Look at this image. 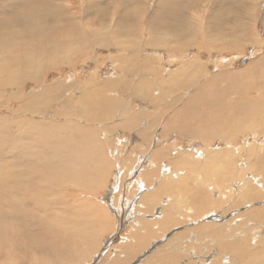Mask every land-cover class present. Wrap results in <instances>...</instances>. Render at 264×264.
<instances>
[{
  "label": "bare ground",
  "instance_id": "1",
  "mask_svg": "<svg viewBox=\"0 0 264 264\" xmlns=\"http://www.w3.org/2000/svg\"><path fill=\"white\" fill-rule=\"evenodd\" d=\"M26 1L27 0H0V12L6 7H13L17 4H27L24 3ZM54 1L56 9L51 7L41 8L39 6L40 3L36 6L39 8H33V5L38 2H30L31 4H29L27 8L28 10L24 9V7L17 11L18 14L16 18L8 20L4 19V17L3 19L5 21L0 20V29H2L0 32V109L2 110L3 108L6 113L4 114L5 116H0V264H9V258H15L14 264H44L42 262L34 261L32 258L29 259L28 257L30 253H40V256L43 259H46L44 260L45 262H48L55 256L59 258L58 264H74L76 263V260L73 259V257L85 258L90 254V251L94 249L97 240L95 233H101L104 229L101 220L102 216L100 215L101 210L98 208L94 210L93 207H89L85 212L83 209L85 206L88 207V203L80 201L84 207H78V209H74L75 211L72 213L70 211L77 207L78 204L72 209H68L70 206H68V197L65 192L68 190L67 186L77 188V193H74L79 195L80 193L86 194L88 190L95 189V187L99 188V185L106 181L107 176L110 173V171L105 173L106 170L104 171V166H114L113 160H111L113 163L111 162L109 164H106L103 161L104 159L101 155L103 153L100 149L101 145L100 147L98 146V137L96 139L94 138L95 131L98 128L107 135L106 142L109 144L112 143L111 136L115 134V131H119L118 133H120L121 136H125L126 139L133 138L135 142L142 144V142H148L151 138L153 139L149 132L152 128V123L146 122L147 116L153 113L155 114V117L159 119L166 115L165 124L157 134L159 142L154 149L149 151L151 152V160L168 159L170 157L169 147L164 145L168 139L165 137V134L168 132L175 133L181 138L188 137L198 140L201 138L205 139L206 136H208V133L214 135L213 137L215 138L218 136L222 140L227 137L231 138L232 135L234 138L236 134L246 133L250 130L252 133H264V72L253 78L247 75L246 70L241 73H236L237 71L228 72L229 65L226 63V59L219 58L216 61V65L212 63L214 66L208 62L209 58L211 59V54L214 56V54L218 53L238 51L239 49L236 48L238 42L243 41L248 43L250 47L254 46L252 57L255 52L258 51V48L262 47L264 41L261 40L259 43V39H257V35L254 34V29L252 27L254 24L249 22L252 15L250 11L253 7L252 0H238L242 10L237 13L231 10L226 17L224 15L223 17H216L215 14L217 9L224 8L223 0H216L215 5L211 7L206 5L207 0H202L200 4H195L197 3V0L192 2V6L197 7L204 13V26L199 31V37H201V39H199V42L197 43H194L193 39L198 30H196L191 24V19L194 17L195 13L190 7H188L189 10H185L189 14L188 18H185L182 14L183 12H180V14L168 20L160 18L156 21L153 16L156 13V10L153 12L147 11V13L142 12L141 10L129 13H134L137 21H145L146 26H143L145 30H148L149 35L146 40L140 43L149 46L142 48L143 50L145 49L144 54H137L138 56H134V53L128 54L130 56H127V54L122 53V49L120 55H126V60L124 61H120V59L117 60L116 58L114 59L113 56L107 53L105 57L112 58V70L114 71V75L112 76L114 77L113 80L108 78L107 80H100L98 82L97 79L94 83L93 80L95 78H93L82 82L77 88L79 90L83 88V93L80 94V91H78L75 100H72L70 95L66 94L73 85H71L65 92V87L67 86L65 84V76L60 77V79H51L45 84L43 82L44 74L54 71V68L56 67L60 68V73L62 72L65 74L71 73L74 67H76V73L77 69L80 68L82 71L85 68V71L89 73L88 65H91L90 63L93 65L94 63L92 51L104 50L106 48L111 49L110 44L112 41H117L116 43L120 44L118 42L120 40H113L111 34L114 33L118 36V30L128 22L126 19L128 16L125 15L127 14L126 9L123 10L124 6L120 3L116 5L117 2L115 0L113 3L114 6H112L113 10L107 8V10L100 13L102 14V17L99 20L93 19V21H88L87 10L89 3H84L82 7L84 13L82 16L78 17L76 10V15L74 13L75 8L72 7L73 5L70 0L69 2L68 0ZM155 2L158 3V0ZM132 5L136 6L135 8L139 7L137 0H134ZM118 6H120V8H118ZM155 6L158 8L162 5ZM237 9H240V7ZM57 12L58 14L56 15ZM199 14L201 13L199 12ZM53 15L56 16V18ZM108 18L111 19V21H109ZM180 19L186 21H184L183 26L178 30L175 26H177V21ZM88 22L92 23V26L97 27L95 29L88 27ZM169 24L173 27L166 28ZM14 26H16L17 29L13 28ZM18 26L20 29H18ZM132 29L133 26L128 27L127 32L124 33L125 36H129L132 33ZM172 31L175 33L173 34L174 36L170 34ZM88 32L90 33V37L94 39L93 41L90 38V43H88ZM216 32H219V38H216L217 36L215 37ZM175 36L182 39L185 38L186 45H190L189 48L195 46L197 49L196 53L200 51L204 54L205 58H207V61L198 58L201 61L200 62L195 60V58H189L184 60L179 67L177 65L176 68L171 69L166 66L167 63L169 64L174 60L171 55L165 56V59L164 55L150 54L151 49L159 51L161 54L166 50V47L160 45H166V42L168 41L176 44L173 42L177 41ZM171 48L175 49V51L179 50V47L176 46ZM208 53H210L209 56L206 55ZM260 53L261 52H259V54ZM263 60L264 59L262 58L261 60H257V65L262 66V68L264 67ZM158 61L161 62L163 66L158 67ZM162 61L166 64H163ZM60 65L63 66L59 67ZM257 65L251 66L250 68L256 69L258 68ZM137 68L140 69L142 76H139L140 73L138 74V70H135ZM128 69L130 73L127 76L125 73H128ZM131 70L135 71L133 72ZM98 72L99 71H97V74ZM91 73L92 71L89 74ZM161 78H164L165 80L160 82ZM70 79L73 80V78ZM130 81H133L135 86L128 92L127 90L129 89L127 88ZM73 83H75V81ZM189 88L191 91H189ZM106 90L113 92L116 91L114 93L117 95H125V101L118 98H113L112 100L110 98L111 95L106 96ZM51 91H56V94H52ZM252 92L255 94H251ZM92 93H95V95L91 96L90 94ZM184 94L185 96H183ZM119 96L120 95H118V97ZM226 96H230L231 98V100L228 99L230 101L229 104L224 101ZM126 100L128 101L126 102ZM56 101L60 104V111L62 113L55 110L53 111V114L55 116H62L64 119L63 122L49 124L35 121L32 118L41 114L46 108L45 105H47V103L52 104L54 102L56 103ZM142 101L149 105H144L145 107H142ZM133 103L138 106L131 107L130 104ZM198 104H200V107H195ZM80 106H85V109H88L89 107V111L93 115H88V111L81 109ZM174 106H177V108L175 109ZM78 107L80 108L79 110L88 117L83 118L84 121H86H81L82 123L86 124L89 120L92 122L97 121V117H99L101 122L105 123H101V127L92 126V122L87 123L91 126L90 132L88 126L85 127L80 125L81 122H75L72 120L71 116L68 115L69 113H67L68 109H78ZM101 108H103V110ZM202 108H208L210 110L214 108L215 110L212 111V116H203V113L200 112ZM227 109L229 110V114H227V117H224V111ZM130 110H132V112H130ZM135 110H138V112ZM151 110H153V112H151ZM101 111H104V115L100 114ZM127 111H129V113L124 115ZM16 113L19 115H26L27 117L24 116L25 118L22 120L23 122H11L10 120L13 119H8V115ZM119 115L126 118L120 122V120H117ZM230 124L235 125L236 128L234 127V129H231L232 126L229 128ZM209 127H211L212 130ZM83 128L87 129L83 130ZM155 130L156 129H152V134H155ZM72 137L80 138L77 142H73ZM207 138L206 140H208ZM29 139H34L35 142H32ZM63 144L67 145L66 149L55 151L57 147ZM147 145L150 147L149 142ZM136 146L138 147V145ZM207 148L208 150L205 148L200 150L193 148V152L191 150L188 151L191 152L192 156L194 153L198 155L199 153L201 154V152L204 153L205 150L207 151V156L204 158L205 163H203L204 167L199 169L190 168L191 170H196V172L201 173L200 171L203 170L200 169L204 168H207L208 170L221 169V167L224 168V164H222L223 162L220 163V161H218L216 165L210 164L214 162H209L207 164V160L214 159V155H217L218 159L220 158L219 154L214 152L212 148L210 154H208L210 147ZM33 149L36 150L34 151ZM171 151L173 152V150ZM113 152L116 155L115 159L122 163V168L126 171L130 170L128 173L133 174L134 171L132 170V166L134 165L136 158L129 157V152H126V148L123 145L120 149L113 150ZM107 153H109V150H107ZM33 154H37L39 157L42 155V159L35 158ZM139 154H141V152H139ZM253 155L254 153L245 158L246 163L244 162V165L247 166L246 168L250 171L253 169L260 170V173H263L264 175V158L256 153L255 158L259 157V159H256L255 165L252 162L253 166H255L253 168L251 165V161L254 159ZM172 157L174 158H170L171 163L168 162L170 163L169 166L174 168L172 169V173L175 172L174 170L177 167H180L177 163H180L179 165H181L184 170V168L190 164L189 162H191L184 158L186 157L184 154L174 155ZM34 158L36 160H34ZM29 159L37 161V172L40 179L43 175H48L43 181L39 180V183L36 185L31 181H28L24 172L26 162L31 161ZM124 159L127 160V164ZM227 159H229V156ZM226 160H224V162ZM150 162L147 164L144 163L143 169L138 171L142 174V177L137 180L139 186H142L140 184L144 185L149 182V179L152 177L151 167L154 162ZM195 164L197 165V163ZM227 164H225V166ZM44 166H47L49 169V172L46 174L45 172L44 174L41 173ZM35 170V168H30L29 172L33 173ZM184 171H182L181 175H185ZM218 171L219 170H217V172ZM186 172H188L187 174H191L190 170ZM196 172L193 173L196 174ZM205 172H207V170ZM181 175L179 174L177 178L172 179L167 173L160 174L159 188L144 192V187H140L137 192V200L141 199L142 202L146 203L147 201L151 202V200L158 199L157 196H159V194L164 193L166 194L165 199L169 198L167 199L168 201L164 200L163 202L164 205L168 207L169 212L173 211L176 213V211H178V201H176V198H183L182 200H184L185 196L187 199L185 200L184 206L188 209L198 208V206L200 208H205L204 206H206L212 198L211 193H208L205 186L201 184L204 196L198 194V187L197 185L194 186V182L197 180L196 176L194 182L193 180L191 181L190 177L189 180H186V185H182L184 183L181 182ZM145 177H148V179ZM238 178L237 180L239 181L240 179ZM182 179H184V177ZM201 179L204 180L203 177ZM142 180L146 182L144 183ZM199 180L197 182L198 184H200ZM96 183H98V186H95ZM192 183L194 184V187L190 186ZM259 183H256V185ZM262 183L261 186H263ZM242 185L245 186L246 182H243ZM227 186L225 188H228ZM260 188L262 189L263 187ZM214 193L216 194V192ZM220 195L219 192L215 197L217 201L218 198H220ZM244 195L247 196V194ZM221 196L224 198L226 197V194ZM246 200L245 202H247ZM26 210L32 212L34 214L32 217L35 219L42 218L43 221H46L40 232L34 237V239H38L39 236H41L43 240L46 238L47 242L45 241V245L42 244V246H39L38 240H34L33 238H30V240H28V238L25 239V236L28 234L32 236V234L36 233L27 229V220H24L25 217L28 216ZM213 210L214 209L209 210V212L214 213ZM88 211H94L95 213L98 212L97 215L100 216H98L97 219L92 220V217L90 216V218L88 216ZM104 218L106 219V217ZM14 219H17L19 226L14 225V221H12ZM195 220L196 219H192L193 223ZM243 226L244 225H242V227ZM214 227L217 229L213 230ZM199 228V238H207L208 235L216 233L215 239L220 236L219 241L221 238L223 239V232L227 229L226 227H222L223 231H221L216 224L211 225L205 223L200 225ZM262 229L263 235L259 234L260 236L257 238L260 243H263L264 247V227ZM21 231H23V233ZM242 232L243 233L238 236L236 233L235 239L228 241L223 244L221 248L217 249L215 251L216 255H213V259L219 258L222 254H225L226 250H229L228 248H233L230 249L232 254L235 253V258H232V262L234 261L236 264L239 262L245 264H264V248L261 249L259 247L252 249L249 246V239H245V230ZM137 233V231L134 232L132 237L139 238L140 235ZM133 246L134 244L132 242L130 247ZM165 249L166 248H164L163 251L160 249L156 252L152 257V260L157 257L161 263L165 262L167 264L168 259L169 264H188L189 261H184V263L181 260V254L170 255V252L166 253L164 251ZM165 257L168 258L165 259ZM80 258H78V260ZM161 259H164V261L162 262ZM200 264H203V262Z\"/></svg>",
  "mask_w": 264,
  "mask_h": 264
},
{
  "label": "rangeland",
  "instance_id": "2",
  "mask_svg": "<svg viewBox=\"0 0 264 264\" xmlns=\"http://www.w3.org/2000/svg\"><path fill=\"white\" fill-rule=\"evenodd\" d=\"M29 1L30 0H27L26 2H24V3H27V4L23 3L24 5L17 4L13 7H11V6L6 7L3 11L0 12V20L5 21L4 19L11 20V18H13V19L16 18L17 14H18L17 11H19V9L21 10L24 7H25L24 9H27L29 4H31L33 2L36 3V1L38 3L34 4L33 8H35L40 3L39 6L41 8H43V7L50 8L51 7L53 9H56L55 5H54L55 4L54 0H31L30 1L31 3ZM70 1L72 2V5H73L72 7L75 8L74 13L76 15V12H75V10H76L78 13L77 14L78 17L82 16V14L84 13V10H82L84 3L85 4L89 3L88 10H87L88 11V21L89 20L93 21V19L99 20L102 17V14H100V13L103 12L104 10H107V8L113 10L112 6H114L113 3L115 1L117 2L116 5H118V3H120L121 5L124 6L123 10L126 9V13H127L125 15L128 16V17H126L128 22H126V24L124 26L120 27V29L118 30L119 31L118 36L114 33L111 34L113 40H120V41H118L120 44L116 43L117 41H114V42L112 41V43L110 44L111 49L106 48L104 50L92 51L94 63H93V65H92V63H90L91 65H88V72L90 73L92 71L91 74L87 73L85 71V68L83 69V71L81 70V68L77 69V73H76L75 72L76 67H74V69L71 71V73H66V74L62 73V72L60 73V68L56 67V68H54L55 69L54 71H50V72L44 74L45 76H44L43 82L45 84L47 82H49L51 79H60V77L65 76V84L67 85L65 87V92L68 90V88L71 85H73V87L66 92L67 95H70L72 100H75L76 93L78 94V91H80L79 92L80 94L83 93V88H81L79 90L77 87L80 86V84L84 81H88V80L93 79V78H95L93 80L94 83L97 79H98L97 80L98 82L100 80L101 81L107 80L108 78L110 80H113L114 77H112V76L114 75V71L112 70V68H113V65L111 62L112 58L111 57L110 58L105 57L107 55V53L110 54L111 56H113L114 59L115 58L117 60L120 59V61L126 60V55H120V51L122 49H123L122 53L127 54V56H130L128 54H133V53H134V56L137 54H140V55L144 54L145 49L143 50L142 48L149 46L147 44L144 45V43H142V44L140 43V42H143L144 40H146L147 36L149 35L148 30L144 29V26H146L145 21L144 20H142V21L138 20L137 21L136 15L133 13L134 14V16H133V14H129V13L136 12L139 10L147 13V11L153 12L156 10V13L153 15L154 19L156 21H157V19L159 20L160 18H165L166 20H168L174 16H177L178 14H180V12H183L182 13L183 16L185 18H188L189 14L185 10L186 9L189 10L188 7H190L191 10L195 13L194 17L191 19V24L196 28V30H198L195 38L193 39L194 43L199 42V39H201V37H199L200 36L199 31L204 26V21H203L204 20V15H203L204 13L201 10H199L197 7L192 6V2H195V0H158V3L155 2L156 0H137L138 6H139L137 8H135L136 6L132 5V2L134 0H115V1L114 0H85V1L84 0H75V1L70 0ZM215 1L216 0H207L206 5L208 7H211V6L215 5V3H216ZM252 1H253L252 2L253 7L250 10L252 15H251V20H249V22L254 24L252 26L254 29V34L257 35V39H259V43H260L261 40L264 41V26H263V23H264L263 22L264 0H252ZM68 2H69V0H68ZM160 2H162V3H160ZM201 2H202V0H197V3H195V4H200ZM223 3H224V8L216 10V12H215L216 17H221V16L223 17V15L226 17L228 15V13H230L231 10L233 12L235 11L236 13L242 10V7H241V5H239L240 3L238 2V0H223ZM155 5H162V6L158 7L159 8L158 9L157 6H155ZM238 7H240V9H237ZM36 8H39V7H36ZM118 8H120V6H118ZM132 9H134V10H132ZM197 12H198V14H197ZM199 12L203 16L201 14H199ZM57 14H58V12L56 13V15ZM9 15H11V16H9ZM54 17L56 18V16H54ZM145 18H146V15H145ZM109 21H111V19H109ZM184 21H186V20L180 19L179 21H177L178 23H177V26H175V27H177L179 30V28H181L183 26ZM187 21H188V19H187ZM92 25H93L92 23L88 22V27L93 28V29H95L97 27V26H92ZM130 26H133L132 33L129 36H125L124 33L127 32V28ZM171 26L172 25L169 24L166 28H170ZM13 28H16V26H14ZM18 29H20L19 26H18ZM142 29H144V30H142ZM1 31H2V29H0V32ZM100 31H102V30H100ZM88 34H89L88 43H90L92 37H90L89 32H88ZM170 34L173 35L175 33L172 31V33H170ZM216 34H215V37L217 36L216 38H219L220 37L219 32H216ZM141 35H143V36H141ZM175 37L177 38V41H173V42H175L176 44L168 41V42H166L167 43L166 45H160V46L166 47V50L163 51L161 54L159 51H156V50L151 49V48H150L151 50L149 49L150 54L164 55L165 59H166L165 56L171 55L174 59L172 61L173 63L170 62L169 64L168 63L166 64V63H163L164 61H162L163 64H166V66L171 68V69L176 68L177 65L179 67V65L182 64L184 62V60H187L189 58H195V60H197V61H200L199 59H201V60L204 59L205 61H207V58H205L204 54H202L200 51H198L196 53L197 49L195 46H191V48H189L190 45H186L185 38L182 39V38L177 37V36H175ZM92 40L94 41V39H92ZM135 45H137V46H135ZM133 46H135V47H133ZM173 46L179 47V50L175 51V49L171 48ZM236 48H238L239 50L234 51V52L229 51V52H224V53H218V54H214V56H212V54L210 55V53H208L206 55L207 56L210 55V57H211V59L209 58L208 62H210V64L213 63L216 65V63H217L216 61L219 58L226 59L227 60L226 63H228V65H229L228 72L229 71H232V72L237 71L236 73H241V72L246 70L247 75L249 77H253V78H255V76H259L260 74H262L264 72V67L262 68V66L257 65L258 64L257 60H261V58L264 59V50H263L264 49V42H263L262 47L258 48V51L255 52V54H254L255 57L254 56L252 57V55H253L252 53H254L253 52L254 46L250 47L249 44L246 42H243V41L238 42V45ZM170 50H173V51H170ZM169 51H170V54H169ZM259 52H261V53L259 54ZM195 55L197 58L195 57ZM188 56H190V57H188ZM142 59H143V57H142ZM228 59L229 60L231 59V60L229 61ZM213 64H212V66H214ZM157 65H159L158 67L163 66L161 64V62H159V61L157 62ZM255 65H257L258 68H256V69L250 68L251 66H255ZM61 66H63V65H60L59 67H61ZM248 68H249V70H248ZM86 69H87V67H86ZM135 70H138V74L140 73L139 76H142V73H141L139 68H137ZM135 70H131V71L134 72ZM97 71H99L98 74H97ZM127 72L128 73H125V74L128 76L130 73L129 69ZM87 75H88V77H87ZM69 77L73 78V80H71ZM90 77H92V78H90ZM163 80H165V79L161 78L160 82H162ZM74 81H75V83H73ZM133 81H130V84H128V88H127V89H129V90H127L128 92L135 86V83ZM51 92H52V94L53 93L56 94V91H51ZM114 92H116V91H114ZM114 92L106 90L105 94H106V96L111 95L110 98L112 100H113V98L114 99L118 98V99H122V101H125V95L118 94V95H120L118 97V95L115 94ZM251 94H253V92ZM90 95L94 96L95 93H92ZM183 96H185V94ZM128 98H129V96H128ZM228 99L231 100L230 96L229 97L226 96L224 101L229 104L230 101ZM127 101L128 100H126V102ZM135 103H137V102H135ZM135 103L130 104L131 107L136 106ZM144 105L148 106L149 104H146V102L142 101L141 106L145 107ZM198 106L200 107V104H198L195 107H198ZM45 107L46 108L43 110V112H41V114L32 117L35 121L45 122V123H49V124H55L57 122H63L64 121L62 116H55L53 114V111L56 110L59 112L61 110V106L59 103H57V101H56V103L54 102L52 104L47 103V105H45ZM174 107H175V109L177 108V106H174ZM80 108L85 109V106H80ZM80 108L78 107V109H68L67 110V113H69L68 115H70L72 120H74L75 122H81V121H84L83 118H88L84 115V113L82 111L79 110ZM101 109L103 110V108H101ZM85 110L88 111V115L92 114L89 111V107H88V109L86 108ZM195 110H196V108H195ZM199 110H200V108H199ZM213 110H215V109L213 108L212 110H210L208 108H202L200 112L203 113V116L204 115L212 116ZM135 111L138 112V110H135ZM228 111H229L228 109L224 111V117L228 116L227 115V114H229ZM130 112H132V110H130ZM151 112H153V110H151ZM127 113H129V111H127L124 115H126ZM4 114H6V113L4 112L3 108H2V110L0 109V116L1 115L5 116ZM100 114L104 115V111H101ZM24 116L27 117L26 115H22V114L19 115L18 113L9 114L8 119H13V120H10L11 122H13V121L14 122H23L22 120L25 118ZM190 116H192V115H190ZM97 118H98L97 121L92 122L89 120L87 123L92 122V124H91L92 126L101 127V125L105 122H101L99 117H97ZM124 118H126V117L119 115L117 117V120H120V122H122L124 120ZM165 121H166V115H165V117H161L159 119H157L155 117V114H153V113H151L150 115L147 116L146 122L152 123V129L153 130L156 129L155 130V137L156 138L154 140L152 139L154 143H157V139H158L157 134L163 128ZM107 122H112V121H107ZM87 123L85 124V123L81 122L80 125H83L85 127L88 126V130L90 129L89 131L91 132V126ZM231 126H232V128H231ZM234 127L236 128V126L233 124L229 125V128H231V129H234ZM209 128L212 130L211 127H209ZM85 129H87V128H83V130H85ZM101 131L98 128L95 131L94 138L96 139L98 137L97 138V141L99 142L98 146L100 147V145H101L100 149L102 150V153H103V154H101L102 158L104 159L103 161L106 164L111 163L112 162L111 160L114 161V166H112V167L109 165L104 166V168H105L104 171L106 170L105 173L110 171V173L107 176L106 181L103 182L102 184H100L99 188L95 187V189L88 190V192H86V194H83V193L82 194L80 193V195L75 194V193H77L78 189L73 188V187H68V186H67L68 190H66L67 192H65V193H67L66 196L68 197V202H69V204H71V205L68 204V206H70L68 209H72L73 207H75L76 204H78L77 207L72 209V211H70V210H68V211L73 213L75 211L74 209H78V207L79 208L84 207L80 201H82L84 203L87 202L88 207L85 206V208L83 210H85V212H86V209L89 207H93L94 210L96 208L100 209L101 210L100 215L102 216L101 220H102V223L104 225V229H103V231H101V233H98V234L95 233L97 236L96 237L97 240L95 242L94 249L92 251H90V254L85 258L73 257V259L76 260V263H74V264H166L165 262L164 263L159 262L157 257L152 260V257L156 254V252H158L160 249H162V251H163L164 248H166L164 251L166 253L170 252V255L171 254L172 255L173 254H178V255L181 254L182 255L181 260L183 262L189 261L188 264H200L201 262H203V264H232V263L236 264L234 261L233 262L231 261L232 258H235L234 257L235 253L232 254V251H230V249H233V248H228L229 250H226V253H225L227 255L222 254L221 256H219V258L213 259V255L214 256L216 255L215 251L217 249L221 248V246L223 244L227 243L228 241L235 239L236 233H237V236L241 235L243 233L242 231H244V230H245L244 235H246L245 239H249V246L252 249L259 248V247L261 249L264 248L263 243H260L259 239L257 238L260 236L259 234L263 233L262 228L264 227V175H263V173H260V170L253 169L252 171H250L249 169L246 168L247 166L244 165V162L246 163L245 158L248 156H251V154H253V153H254V155H253L254 159H252V161H251V165L253 168L255 167V166H253V163L255 165L256 159H259V157L255 158L256 153L260 154L264 158V133H262V132L252 133L251 130L250 131L248 130L249 132H246V133L244 132V133H239L236 135L234 134L235 135L234 138L232 135V137H231L232 139L230 137H227L226 139H223V140L218 136L215 138V137H213L214 135L208 133V136H206V138L208 137L207 138L208 140H206V138L205 139L201 138L200 139L201 141H200V140L195 139V138H188V137L181 138L179 135H176L175 133L168 132L167 134H165V137L168 138L170 141L169 146H168L170 157L168 159L166 158V159H161V160L160 159L151 160L150 157L148 156L149 155L148 152L147 153H141V154L135 153V154H133V156L134 157L137 156V157L135 159L134 165L132 166V170L134 171V173L130 174V173H128L130 170L126 171L125 169H123L121 166L122 163H120L117 159H115L116 155L113 152V150L118 149V146H121V145H128L129 146V143H127L125 140V136H120L121 135L120 133L114 134V137L111 138L112 143L109 144L106 142L107 141L106 140L107 135L103 131L102 132ZM117 132H119V131H117ZM115 133H116V131H115ZM256 135H257V137H256ZM151 136H152V134H151ZM79 138L80 137H72V141L77 142L79 140ZM29 140L32 142H35L34 139H29ZM152 145H154V144H152ZM206 145H207V147H210L208 154H210V150L212 148V150L214 152H217L219 154V157H220L218 159V156L214 155V159L207 160V164L209 162H214V163H210V164L216 165L218 163V161H220V163L223 162L222 164H224V166H223L224 168H222V167H221V169L215 168L216 170H214V169L210 170L209 169L210 171L207 168H204L205 170L200 169L203 171L199 170L201 173L196 172V170L190 169V168L199 169V168L204 167L203 163H205L204 158L207 156V151L205 150L204 153L201 152V154L199 153L198 155H196V153H194L195 158L197 157L195 159L193 157L194 155L192 156L191 152H188V149L190 148L189 150H191L192 152H193V148L198 149V150L205 148L208 150ZM216 146L219 150L216 148ZM66 148H67V145L63 144V145L57 147L55 149V151L66 149ZM33 150L35 151L36 149H33ZM107 150H109V153H107ZM150 150H151V148H150ZM171 150H173V152ZM132 153L133 152L130 151L129 157H132V155H131ZM176 154H184L186 156L184 158H186L187 160L192 162L191 163L188 161L190 164H188L186 166V168H184V170H186V171L190 170L191 174H187L188 172H186L182 169V166L179 165L180 163H177L178 166H180V167H177L176 168L177 170L175 169L174 170L175 172L172 173V169H174V168L172 166H169L171 163L170 158H174L172 156H174ZM33 156L35 158L42 159V155L39 157L37 154H33ZM50 156H51V154H50ZM222 156H224V157H222ZM225 156L227 158L229 156L230 161ZM35 158H34V160H36ZM29 160H31V161L26 162V166L24 167V172H25V175H26V178L28 179V181H31L34 185H36L37 183H39V180L43 181L48 175H43V176L41 175L42 177L40 179L39 174L37 172V161H32V159H29ZM150 160H151V162H154L152 164V167H151L152 177L149 179V182H147V183H145L146 181H143L144 180V178H143L142 182H144L145 184L144 185L140 184L142 186H139V183L137 182V180L142 177V174H141V172H138V171L142 170L143 164L144 163L147 164L148 162H150ZM155 160H156V162H155ZM224 160H226V161L224 162ZM40 161H42V160H40ZM124 161L127 164V160L124 159ZM168 162H170V163H168ZM195 163H197V165L199 163V165L197 166ZM225 164H227L228 166L227 165L225 166ZM156 165H157V168H156ZM106 167L108 168V170ZM30 168H35L36 170L33 173H30L29 172ZM206 170L208 173L205 172ZM212 170L215 172H213ZM217 170H219V171L217 172ZM155 171H157L158 173ZM169 171H170V173H169ZM182 171H184L185 175L184 174L181 175ZM44 172H45V174L47 172H49V169L47 166H44L43 169L41 170V173L44 174ZM193 172H196V174ZM203 172H205V173H203ZM212 172L214 175L212 174ZM137 173H138V175H137ZM166 173L172 179L177 178V176H179V174H180L181 175V182L184 183L182 185H186V180H189L190 177H191L190 178L191 181L193 180V182L197 179L194 182L195 185L192 183L190 186L194 187L197 185L198 194L204 196V192H203L202 185H201V184H203L205 186L206 191L208 193H211V195H212V198L210 197L211 200L206 204V206H204L205 208H203V207L200 208L198 206V208L188 209L186 206H184L185 200L187 199L186 196H185L186 198L184 197V200H182L183 198H176L177 200L176 199L175 200L178 201V211H176V213H174L171 210H170L171 212H169L168 207H166L164 205V203H163L164 200L168 201L167 199H169V198L165 199L166 194H164V193L159 194V196H161V197L157 196L158 199H155L153 201L150 199L151 202L147 201V203H146V202H142L141 199L137 200V192L139 191L140 187L141 188L144 187V192L159 188L158 187L160 185V183H159L160 177L159 176H160V174H166ZM195 176H196V179H195ZM183 177H184V179H182ZM199 177H201V178L203 177L204 180L199 178ZM225 177H227V178H225ZM145 178L148 179V177H145ZM237 178L240 180L238 181ZM245 179H247V180H245ZM198 180L200 181V184L197 183ZM243 182L244 183L246 182L245 186L242 185ZM259 182H261V183L263 182L262 183L263 186H261V183H259ZM256 183H259V184L256 185ZM95 186H98V183H96ZM226 186L228 188H225ZM247 186L249 189L247 188ZM257 186H259V187H257ZM239 187H240V189H239ZM260 187H263V188L261 189ZM212 191H213V193H212ZM226 191H227V193H226ZM249 191H251V192H249ZM214 192H216V194ZM219 192L221 195L226 194V197L223 198V196L220 195V198H218V201H217V199L215 197L218 195ZM243 192H245V193H243ZM68 193H70V194H68ZM244 194H247V196ZM255 194H257L258 196ZM245 200L247 202H245ZM166 201H165V203H166ZM218 202H220V203H218ZM243 202H245V203H243ZM212 209H214L213 210L214 213L209 212V210H212ZM26 211H27L28 216L25 217L24 220H27V229H30L33 232H36L35 234H32V236L30 234L25 236V239L28 238V240H30V238L34 239V237L37 235V233L40 232L44 222H46V221H43L42 218L35 219L34 217H32V216H34V214L32 212H30L28 210H26ZM94 213H95L94 211H88V216L89 217L91 216L92 220H95V219H97L98 216H100V215H97L98 212L95 213V215H94ZM103 215H104V217H106V219L103 217ZM260 215H262V216H260ZM66 216H68V215H66ZM239 217H240V219H239ZM235 218H237V219H235ZM192 219H196L194 221V223H193ZM12 221H14L15 226H19V222L17 221V219H14ZM238 221H240V222H238ZM203 223L211 224V225L216 224L218 226V228H220L221 231H223L222 227L223 228L226 227L227 228L226 231L223 232V239L221 238L219 241L220 236L215 239L216 233H214L212 235L211 234L208 235L207 238H199L198 237V232L200 231L199 226L203 225ZM245 223H247V224H245ZM242 225H244V226L242 227ZM228 228L229 229L231 228V229L229 230ZM215 229H217V228L214 227L213 230H215ZM136 231L138 232L137 234L140 235L139 238H133L132 237L133 233ZM21 232L23 233V231H21ZM250 235H251V237H250ZM210 239H211V241H210ZM34 240H38V245L42 246V244L45 245L46 238H44V240H43V238H41V236H39L38 239L35 238ZM132 242H133L134 246L130 247ZM219 244H220V246H219ZM208 247H210V248H208ZM13 256H15V255H13ZM28 258L29 259L32 258L34 261L42 262L44 264H58V260H59V258L54 256L48 262H45L44 260H46V259L45 258L43 259L40 256V253H30ZM78 258H80V259L78 260ZM167 258L168 257H165V259H167ZM161 261L163 262L164 259H161ZM167 261H168L167 264H169L168 259H167ZM8 262H9V264H14L15 258H9ZM238 264H245V263L239 262Z\"/></svg>",
  "mask_w": 264,
  "mask_h": 264
},
{
  "label": "crops",
  "instance_id": "3",
  "mask_svg": "<svg viewBox=\"0 0 264 264\" xmlns=\"http://www.w3.org/2000/svg\"><path fill=\"white\" fill-rule=\"evenodd\" d=\"M191 89L189 88V91H190ZM184 91H186V90H184ZM150 135L152 134V128L150 129ZM118 132H116L115 134H117ZM121 136V135H120ZM114 137V135H112L111 136V138H113ZM151 137H153V140L156 138L155 137V134L153 133L152 134V136ZM183 138H186V137H183ZM125 140H126V142L127 143H129V146L128 145H123L125 148H126V152L128 153H130V151H132L133 152V154H135V153H139V152H141V153H149V157H150V154H151V152H149V151H151L149 148H151V149H154V147L156 146V144L158 143V141H159V139H157V143H154L153 142V140H152V138L148 141L149 142V144H150V147H149V145H147L148 144V142H142V144H139V143H137V142H135L134 140H133V138H125ZM152 140V141H151ZM153 142V143H152ZM169 139L164 143V145H167V146H169ZM152 144H154V145H152ZM136 145H138V147L136 146ZM143 145V146H142ZM122 146V145H121ZM121 146H119L118 147V149H120L121 148ZM133 146V147H132ZM149 148H148V147ZM128 148V149H127ZM146 148V149H145ZM136 151H135V150ZM140 149H141V151H140ZM146 150H147V152H146ZM139 151V152H138ZM188 151H190V150H188ZM128 153V154H129ZM133 154H131L132 155V157H134L133 156ZM176 155H179V154H176ZM137 156H135L134 158H136ZM193 157H195V155L193 156ZM192 158V157H191Z\"/></svg>",
  "mask_w": 264,
  "mask_h": 264
}]
</instances>
